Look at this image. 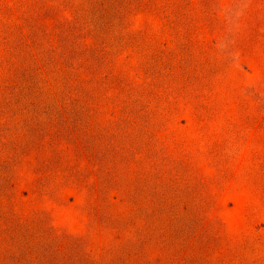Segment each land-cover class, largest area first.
<instances>
[{
	"label": "rangeland",
	"instance_id": "obj_1",
	"mask_svg": "<svg viewBox=\"0 0 264 264\" xmlns=\"http://www.w3.org/2000/svg\"><path fill=\"white\" fill-rule=\"evenodd\" d=\"M0 264H264V0H0Z\"/></svg>",
	"mask_w": 264,
	"mask_h": 264
}]
</instances>
